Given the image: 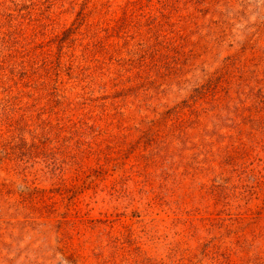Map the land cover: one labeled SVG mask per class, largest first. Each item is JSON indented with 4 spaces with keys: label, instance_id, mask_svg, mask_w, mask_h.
Wrapping results in <instances>:
<instances>
[{
    "label": "rangeland",
    "instance_id": "rangeland-1",
    "mask_svg": "<svg viewBox=\"0 0 264 264\" xmlns=\"http://www.w3.org/2000/svg\"><path fill=\"white\" fill-rule=\"evenodd\" d=\"M0 264H264V0H0Z\"/></svg>",
    "mask_w": 264,
    "mask_h": 264
}]
</instances>
